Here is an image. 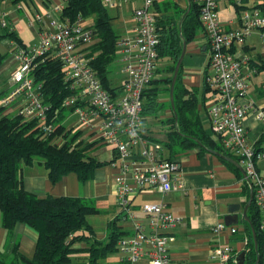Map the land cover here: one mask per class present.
Returning <instances> with one entry per match:
<instances>
[{
	"label": "built area",
	"instance_id": "2783aa9c",
	"mask_svg": "<svg viewBox=\"0 0 264 264\" xmlns=\"http://www.w3.org/2000/svg\"><path fill=\"white\" fill-rule=\"evenodd\" d=\"M100 1L105 7L114 9L136 0ZM138 1L140 5L131 11L132 35L118 40L116 46L124 76L116 92L110 94L102 87L90 65L93 57L82 52L92 42L94 34L84 25V19L77 16L70 22L50 20L47 28H41L37 46L30 49L18 45L13 47L16 66L6 80L7 89L0 95V109H11L25 120H36L41 134H50L52 121L59 110L52 112L42 102L41 85L33 81L32 71L37 61L42 62L46 55L56 58L63 71V81L72 93L62 100L60 109L72 108L70 113L76 117L75 127L87 134L90 143H101L113 150L122 171H131L130 183L118 180L116 189L117 206L122 216L132 224V235L120 237L114 244L118 263L145 261L147 264H170L167 247L172 238L168 231L179 225L181 218L160 204H144L140 208L145 221L143 227L128 209L130 199L136 193L153 189L164 195L173 189H181L180 184L173 183L176 163L156 159L153 148L145 145L140 135L141 93L153 78L156 68L157 37L154 17L148 11L153 0ZM190 1L198 7V21L207 55L202 84L209 98L205 109L209 130L221 149L236 158L243 171L253 204L260 215L259 230L264 234V175L255 166L256 162H264V152L255 151L247 142L243 126L247 116L264 123V111L256 108L247 96L249 77L254 70L242 52L245 39L252 33L258 35L264 48V15L255 8L241 9L238 27L224 30L217 20L218 0ZM242 1L232 0V4L238 8ZM61 8L55 6L53 12L59 15ZM35 19L39 21L38 16ZM0 28H8L7 23L0 20ZM64 142L65 138H60L56 144L60 146ZM134 148L139 149L145 162L143 169L128 161ZM225 228L223 224H217L212 233L217 235ZM234 232L233 228H228L229 235ZM215 255L218 264L236 261V254L232 256L226 245L217 248ZM261 257L264 262V244Z\"/></svg>",
	"mask_w": 264,
	"mask_h": 264
},
{
	"label": "trees",
	"instance_id": "16d2710c",
	"mask_svg": "<svg viewBox=\"0 0 264 264\" xmlns=\"http://www.w3.org/2000/svg\"><path fill=\"white\" fill-rule=\"evenodd\" d=\"M30 0H11L12 4H27ZM62 4L58 18L62 22H70L77 16L90 19L89 28L93 31L92 42L82 52L92 56L90 63L102 87L112 93V88L106 78L107 68L114 60L118 38L111 26L105 6L100 0H60ZM264 15V0L254 7ZM155 22L156 65L155 74H163L159 79L149 81L151 85L141 93V112L151 109V114L161 110L164 104H159L160 94L168 96L169 84L174 64L181 51V43H190L201 32L198 21V7L187 0L185 8H179L168 0H153L151 11ZM264 31V28L262 29ZM7 39L22 46L15 33L8 28L2 29L0 41ZM5 54L0 52V65ZM250 67L255 74H264V59L250 61ZM178 69L172 88V108L169 98L166 107L171 115L165 121L166 148L172 155L175 151H185L193 148L218 152L236 162V158L221 149L219 144L203 130L197 113L195 90L188 91L180 85ZM33 81L41 85L42 102L50 107V111L59 110L53 123V131L43 135L39 131L36 120H25L19 115H9V111L0 109V227L11 234L16 224H22L36 233V241L32 256L25 258L17 252V246L11 249V259L0 256V264H99V261L114 249V244L121 237V232L115 227L114 221L106 224V237L96 240L93 230L86 223L85 217L97 212L92 202L80 198L49 196L38 198L23 190L19 171L22 166H30L35 158L46 170L50 184H55L61 177L72 173L80 182L92 177L94 170L116 161V154L108 162L97 161L89 155L90 144L79 142L74 144L75 133L65 129L61 124V102L72 93L63 81V71L60 63L53 56L46 55L42 62L37 61L32 71ZM162 85V86H161ZM161 88H160V87ZM205 87L202 84V94ZM1 93L0 95H2ZM72 108L69 109L71 111ZM51 112V113H52ZM71 133V134H70ZM65 138L60 146L58 139ZM255 151L264 152V133L254 142ZM166 161H172L167 159ZM236 174V169L222 160ZM237 163V162H236ZM245 224L246 242L242 262L239 254L235 263L253 264V250L250 227L254 232L256 253L259 256L257 264H264L261 257V247L264 244V234L259 230L260 215L253 201L248 206ZM84 245L83 248H75ZM75 254H85L83 261L72 263Z\"/></svg>",
	"mask_w": 264,
	"mask_h": 264
},
{
	"label": "crops",
	"instance_id": "0c3cea01",
	"mask_svg": "<svg viewBox=\"0 0 264 264\" xmlns=\"http://www.w3.org/2000/svg\"><path fill=\"white\" fill-rule=\"evenodd\" d=\"M54 1V7L62 6L60 0ZM168 1L175 3L179 8H185L187 5V0ZM43 3L47 5V1L43 0ZM260 3L261 0H243L240 7L237 8L232 4V0H218L217 20L224 30L235 29L238 27L237 19L239 10L252 9ZM218 7H221V11L223 12L221 15H218ZM230 7L233 11L235 10V19L226 17L228 8ZM51 16L49 14L46 15L48 22L50 20L55 23L61 22L58 15L54 12L51 13ZM89 20V18L84 19L83 23ZM12 21L17 22V18H13ZM89 25L90 23L85 26ZM7 26L9 30L14 32L10 23ZM132 29L133 27H131ZM40 30L41 28L36 31L38 42ZM15 35L20 40L22 47H24L21 39L16 33ZM250 36H256V39H258L256 33H252ZM245 41L242 52L249 61L264 59V52H254V43ZM15 45L16 43L14 41H7V46L11 48L12 52L10 50V54L4 62V67L0 69V76L4 73L3 79L0 80V85L5 80L4 87L2 89L0 87V94L4 93L7 89L6 80L16 66L13 59V47ZM119 62L122 63L120 58ZM206 63L207 55L200 32L190 43L185 45L184 56L180 63L179 81L184 89L188 91L195 90L194 95L197 100L196 108L202 128L214 140L205 117V109L209 102L208 94L206 90H203V94L201 92L203 72ZM156 66H159V64ZM251 75L258 74L253 73ZM157 77L158 75L153 72V78L151 80L157 79ZM123 78L124 76L122 74L120 82L117 85L111 86L114 88L113 92L118 90ZM149 87L151 85L147 84L144 89H148ZM253 87L255 88V85L249 80V88L251 89ZM259 89L261 87L255 88L252 95L247 96L253 101L256 108L264 111V92ZM157 102L164 104L161 110L153 114H151V109L140 112V135L145 145L153 148L156 159H170L176 163L177 172L174 176L173 183L180 184L181 189H173L164 195L157 193L153 189L136 193L130 199L128 209L133 214L134 219L144 225L143 227H145V221L140 212V208L144 204H160L165 210L181 218V223L168 231V235L172 238L167 247L170 264H218L215 255L217 248L225 245L228 246L232 256L240 253L244 248L246 242L244 229L245 224L248 225V223L243 218L242 209L249 197V186L235 166L230 163L236 169L237 174L223 163V159L211 153L219 154L218 152L193 148L185 151H175L171 155L163 146L166 142L165 130H167L165 121L171 115L170 109L165 106L168 103V96L160 94ZM8 111L13 110L10 109ZM72 115L69 110H64L62 112L61 124L65 129L71 130V133H75L76 137L73 143L83 142L90 144L88 152L90 156L100 162L110 161L113 158L112 150L101 143H90L87 134L75 127L76 119L73 118L70 121L69 118ZM152 116H157L158 121L155 125L151 124ZM66 123L68 124L66 125ZM243 126L246 132L247 142L253 146L260 134L264 133V123L254 120L252 116H247L243 122ZM157 128L160 129L162 137L155 140L153 130ZM219 155L223 156L222 154ZM128 161L129 163H133L138 169H143L145 166V162L142 161L138 148L132 149ZM255 166L264 175V162H256ZM130 175L131 171H122L116 161L110 165H104L94 170L92 177L85 182H80L74 174L69 173L61 177L55 184H50L46 177V170L39 161L33 162L30 166H22L19 171L23 190L38 198L46 196L52 198L70 197L92 202L97 210L94 215L99 216L101 223L90 226L95 239L99 241L105 239L106 224L111 221H114L115 227L121 232V237L132 235L131 221L122 216L117 206L116 198L118 180L129 184ZM230 205H238V207L232 213H228V206ZM247 210L248 207L245 210L246 218ZM227 216H234L235 219L225 220ZM217 224H223L226 228L217 235H214L212 228ZM228 228H233L235 232L229 235ZM35 241L36 233L25 225L16 224L9 235L0 227V256H4L6 260L11 259V249L13 245H16L17 252L20 255L25 258H30L33 253ZM83 247L84 245H79L75 248ZM84 257L85 254H75L72 255L71 261L72 263H80ZM137 264L147 263L145 261H139Z\"/></svg>",
	"mask_w": 264,
	"mask_h": 264
},
{
	"label": "rangeland",
	"instance_id": "374dc122",
	"mask_svg": "<svg viewBox=\"0 0 264 264\" xmlns=\"http://www.w3.org/2000/svg\"><path fill=\"white\" fill-rule=\"evenodd\" d=\"M47 1V5H44L43 0H30L27 4L17 3L12 4L10 1H0V20L5 21L8 25L10 23V26L14 29V32L18 35V37L21 39L24 47L26 49H30L33 46H37L38 37L36 34V31L40 28H47L48 27V19L46 18V15H50L53 12L52 9L54 7V0H45ZM140 5V1L136 0L131 4H120L119 8L111 9L109 7H105L106 13L109 18H112L111 26L118 38L120 39H126L131 36L132 30L131 27H133V21L131 18V11L134 8H137ZM233 7V6H232ZM151 12V10H148ZM235 11V10H234ZM233 9L230 7L228 8V14L226 17L235 19L236 14L234 13ZM223 12L221 11V7H218V15H221ZM35 16H38L39 21L35 19ZM17 18V22H13V18ZM52 17V16H51ZM91 21L84 23V25H87ZM2 32V29L0 28V33ZM7 39H2L0 41V52L5 54V58L3 62L0 65V69L4 67V62L8 58L10 54L11 48L7 46ZM248 43L253 42L255 45L254 52L262 53L264 52V48L261 47L260 41L256 39V36H250L246 38V41ZM12 52V50H11ZM120 55L118 52H116L114 60L110 63V65L107 68V81L110 86L117 85L120 80L122 79V63L119 62ZM159 67V66H156ZM4 73L1 74L0 80L3 79ZM158 78H161L163 74H157ZM250 82L255 85V88H260L259 90L264 92V74H258V75H251L250 76ZM5 82V80H4ZM4 82L0 85L1 89L4 87ZM161 88V87H160ZM255 88H248L247 89V95H252V92L255 90ZM17 112L10 111L9 115H16ZM74 115H72L69 119L72 121ZM68 119V118H67ZM157 116L151 117V124L155 125L157 124ZM68 123H66L67 125ZM80 128V127H79ZM153 135L155 140H158L159 137H162L160 129H154ZM39 161L38 158H35V162ZM86 223L90 226L98 225L101 223L99 216L96 215H88L85 217ZM103 223V222H102ZM90 226V227H91ZM73 261H75L73 259ZM74 263V262H73ZM99 264H119L118 263V254L115 250V248L108 252L100 261Z\"/></svg>",
	"mask_w": 264,
	"mask_h": 264
},
{
	"label": "water",
	"instance_id": "95a60500",
	"mask_svg": "<svg viewBox=\"0 0 264 264\" xmlns=\"http://www.w3.org/2000/svg\"><path fill=\"white\" fill-rule=\"evenodd\" d=\"M184 52H185V43L182 42L181 43V51H180V54H179V57L178 59L176 60L175 64H174V68H173V72H172V75H171V80H170V84H169V91H168V98H169V103H170V107L172 108V88H173V85H174V82H175V79H176V75H177V72H178V69H179V66H180V63L182 61V58L184 56ZM213 153L214 155L218 156L219 158L231 163L233 166H235L237 168V170L240 172L241 176L243 178L244 177V173L243 171L241 170V168L232 160L224 157V156H221L217 153H214V152H211ZM251 199H252V195H251V191L249 193V197H248V200H247V203L245 204V206L243 207L242 209V215H243V218L245 219V221L248 223V220L247 218L245 217V210L246 208L249 206L250 202H251ZM238 207V205H230L228 206V213H232L234 210H236ZM231 219H235L234 216H227L225 218V220H231ZM249 225V223H248ZM250 232H251V237H252V244H253V250L255 252V261L253 264H257L258 262V259H259V256L258 254L256 253V243H255V235H254V232L252 230V228L250 227ZM243 256L244 254L243 253H240L239 254V261L242 262L243 260Z\"/></svg>",
	"mask_w": 264,
	"mask_h": 264
}]
</instances>
